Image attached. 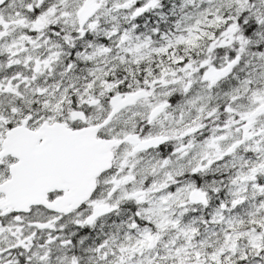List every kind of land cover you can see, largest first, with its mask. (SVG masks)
Segmentation results:
<instances>
[{
    "label": "snow or ice",
    "instance_id": "obj_1",
    "mask_svg": "<svg viewBox=\"0 0 264 264\" xmlns=\"http://www.w3.org/2000/svg\"><path fill=\"white\" fill-rule=\"evenodd\" d=\"M0 264H264V0H0Z\"/></svg>",
    "mask_w": 264,
    "mask_h": 264
}]
</instances>
